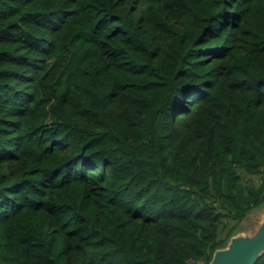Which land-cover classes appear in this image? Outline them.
Here are the masks:
<instances>
[{"label": "trees", "instance_id": "1", "mask_svg": "<svg viewBox=\"0 0 264 264\" xmlns=\"http://www.w3.org/2000/svg\"><path fill=\"white\" fill-rule=\"evenodd\" d=\"M263 209L264 0H0V264H209Z\"/></svg>", "mask_w": 264, "mask_h": 264}, {"label": "water", "instance_id": "2", "mask_svg": "<svg viewBox=\"0 0 264 264\" xmlns=\"http://www.w3.org/2000/svg\"><path fill=\"white\" fill-rule=\"evenodd\" d=\"M264 252V217L251 236H234L225 248L215 250L209 264H253Z\"/></svg>", "mask_w": 264, "mask_h": 264}, {"label": "rangeland", "instance_id": "3", "mask_svg": "<svg viewBox=\"0 0 264 264\" xmlns=\"http://www.w3.org/2000/svg\"><path fill=\"white\" fill-rule=\"evenodd\" d=\"M264 217V209L262 212L253 211L251 214L247 216V218L243 221V228L238 236H251L253 235L260 223L262 222Z\"/></svg>", "mask_w": 264, "mask_h": 264}]
</instances>
